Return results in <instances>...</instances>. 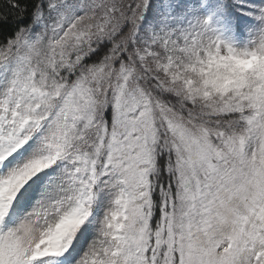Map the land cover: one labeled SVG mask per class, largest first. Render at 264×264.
Instances as JSON below:
<instances>
[{"label": "snow or ice", "instance_id": "1", "mask_svg": "<svg viewBox=\"0 0 264 264\" xmlns=\"http://www.w3.org/2000/svg\"><path fill=\"white\" fill-rule=\"evenodd\" d=\"M0 264H264V0H0Z\"/></svg>", "mask_w": 264, "mask_h": 264}]
</instances>
